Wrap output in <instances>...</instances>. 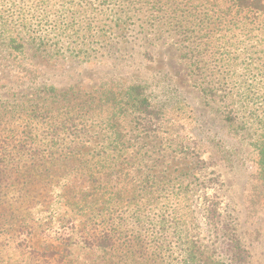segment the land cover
Returning a JSON list of instances; mask_svg holds the SVG:
<instances>
[{
	"label": "rangeland",
	"instance_id": "374dc122",
	"mask_svg": "<svg viewBox=\"0 0 264 264\" xmlns=\"http://www.w3.org/2000/svg\"><path fill=\"white\" fill-rule=\"evenodd\" d=\"M232 1L0 0V112L20 102L43 108L53 98L44 85L55 87L59 105L67 96L98 102L107 91L136 84L165 111L163 128L146 146L134 142L127 149L121 205L103 217L98 199L83 205L75 197L70 206L56 198L54 218H74L68 249L53 237L59 224L27 228L24 221H31L22 206H0V264H46L31 257L24 242L57 251L62 264H179L189 243L200 244L216 264H264V185L257 180L264 139V14L239 12ZM10 39L23 48L11 47ZM95 113L86 119L92 132L105 128L106 113ZM163 132L198 156L167 148ZM148 179L152 188L145 195L142 181ZM137 207L144 212L141 229ZM218 213L229 220L228 243L213 223L206 224L205 216L216 221ZM119 219L127 227L109 228ZM102 224L111 235L121 233L106 252L79 238L89 228L98 233ZM137 234L146 243L134 263L132 248L122 243Z\"/></svg>",
	"mask_w": 264,
	"mask_h": 264
},
{
	"label": "trees",
	"instance_id": "16d2710c",
	"mask_svg": "<svg viewBox=\"0 0 264 264\" xmlns=\"http://www.w3.org/2000/svg\"><path fill=\"white\" fill-rule=\"evenodd\" d=\"M232 4L239 12L245 11L255 16L264 14V0H233ZM2 39L4 41L6 37L3 36ZM7 43L11 47L15 44L23 48L22 44H16L13 39L7 40ZM44 86L53 98L50 103L46 101L43 108L39 102L34 106L20 102L13 103L9 111L0 112V192L3 193L0 206L8 210L15 205L22 206L21 210L29 214L28 219L31 221H24L27 228L44 226V230H48L53 221L59 224L53 237L68 249L66 247L71 244L75 230L74 218L66 215L63 219H56V216L54 218L51 208L57 202L56 198L58 202L61 200L70 206L76 205L78 198L83 205L90 204L89 198L98 199L103 203L98 216L103 217L106 216L107 209L121 205L120 194L125 192L126 172L130 163L127 149L134 142L146 146V139L163 128L161 122L165 119V111L149 100L145 86L141 84L131 85L122 93L119 92L121 97L119 93L107 91L98 102H91V98L85 102H71L67 96L65 103L59 105L54 104L58 97L55 87ZM60 94L65 95L66 91H61ZM96 111L106 113L105 128H94L95 131L92 132L93 125H88L86 119L95 116ZM128 119L133 132L130 137L125 130ZM164 138L167 148L187 156H198L196 149L187 144L171 143L174 136L166 134ZM90 146L92 149L86 150ZM98 148L100 151L96 153ZM91 153L92 160L88 158ZM258 154V171L261 176L257 180L264 185V139ZM90 160L92 163L89 165ZM143 181L142 191L146 195L152 184L149 179ZM55 190L58 192L51 202L50 197ZM94 190L100 191V194H95ZM134 195L133 200L136 199ZM75 197H78L76 201ZM140 209L137 207L135 212L140 213L137 215V225L141 229L145 222L144 212ZM207 219L206 224L213 223L212 228L216 227L222 232L219 237L228 243L233 235L227 228L229 220H225L219 213L216 221L212 216H205V220ZM119 220L121 221L113 222L109 228L127 227L129 222ZM97 231L96 227L89 228L86 237L79 236L81 242L88 248L95 244L104 250L102 252H106L108 246L115 245L121 238L118 230L111 235L105 226L98 233ZM140 235H135L132 241L127 238L122 243L132 248L130 255L134 263L136 256H141L140 249L143 250V244L146 243ZM134 242L137 248L133 252ZM24 243L28 244L26 247H29V254L33 258L41 257L46 264L64 262V257L57 251H39L32 248L31 242ZM157 249L156 247L155 250ZM205 251L200 244L189 243L187 248L184 247L185 253L179 264H216L215 259L204 254ZM237 256L239 255L233 252L230 257H235L236 260Z\"/></svg>",
	"mask_w": 264,
	"mask_h": 264
}]
</instances>
